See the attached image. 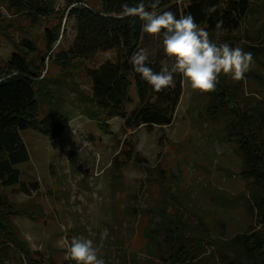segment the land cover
I'll list each match as a JSON object with an SVG mask.
<instances>
[{
  "label": "trees",
  "instance_id": "obj_1",
  "mask_svg": "<svg viewBox=\"0 0 264 264\" xmlns=\"http://www.w3.org/2000/svg\"><path fill=\"white\" fill-rule=\"evenodd\" d=\"M88 1L67 0L66 9L55 11L53 0H0V7L12 17L9 21L0 17V40L14 49L7 59H0V264H68L30 249L14 217L35 216L27 212L26 206L10 202L1 193L16 185L26 196L38 189L37 183L29 184V188L19 184L17 167L28 161L20 132L32 130L51 140L61 138L70 122L71 95L79 115L105 133L112 119H120L121 129L126 132L139 127H166L174 119L182 95L180 78L173 86L155 92L129 62L142 38L143 22L138 17L116 18L123 4L134 7L140 0H97L96 9ZM184 1L186 5L181 6ZM144 2L147 7L149 0ZM213 6L216 11L209 14L207 10ZM258 6L264 8V0H160L156 9L148 10H170L177 18L191 14L210 35L223 32V41L230 45L232 34ZM68 18H74L75 34L64 49L60 43L65 32L63 22ZM218 22H222L219 28ZM39 26L42 48L30 32ZM16 31L19 38L13 35ZM243 50L264 65L260 61L264 49L243 45ZM109 51L116 54L114 63L107 61L95 70L88 68L96 55ZM146 63L154 72L161 71V64ZM77 76L85 79L87 89ZM223 80L220 77L216 91L208 93L203 115L207 122L222 126L218 136L238 158L237 177L243 190L226 198V202L239 204L237 208L246 223L229 236L223 224L216 234L203 228L201 236H186L179 208L174 209L166 196L159 194L153 205L136 209L141 212L137 224L146 261L152 264H264V99L251 107L253 113L240 110L236 92L230 91ZM132 85L135 100L130 96ZM122 144L126 148L119 149L112 166L118 170L130 163L140 167L145 160L129 141ZM122 144L117 142V146ZM207 246L211 251L207 252Z\"/></svg>",
  "mask_w": 264,
  "mask_h": 264
},
{
  "label": "rangeland",
  "instance_id": "obj_2",
  "mask_svg": "<svg viewBox=\"0 0 264 264\" xmlns=\"http://www.w3.org/2000/svg\"><path fill=\"white\" fill-rule=\"evenodd\" d=\"M53 1L55 11L66 9L67 0ZM88 5L96 9L98 1L90 0ZM184 5L186 1L181 3ZM0 17L6 21L12 18L3 7ZM63 24L60 47L65 49L75 34L74 18ZM41 29H30L39 48L43 47ZM17 34L13 33L19 38ZM223 37L221 31L210 35L217 44L224 43ZM243 45L264 49V8L258 6L232 34L230 46L243 49ZM141 48L148 50L147 62L162 66L167 63L169 67L174 63L164 53L162 37L143 32L135 52ZM13 51L12 45L0 40V59H7ZM115 58L114 51L99 53L88 68L95 70L104 62L114 63ZM260 61L264 62V58ZM249 71L240 81L220 76L230 91L236 92L239 109L247 112L258 99H264V82L257 77L264 79V65L254 61ZM173 76L174 80L180 78L182 95L169 126L139 127L126 132L121 129L120 119H112L107 122L109 132L105 133L96 123L79 115L71 95L70 122L61 138L51 140L32 130L20 132L28 161L17 167L19 184L29 188V184L37 183L38 189L26 196L16 185L1 193L10 202L26 206L27 212L35 216L14 217L31 250L57 262L75 264L65 258V241L79 237L93 240L105 264H152L146 261L137 224L141 212L136 209L153 205L159 194H164L174 209L179 208L186 236H201L203 228L216 234L220 224L225 226L226 236L244 227L246 220L237 208L239 204L226 202V198L243 190L237 177L239 161L232 147L218 136L222 126L207 122L203 115L209 95L193 91L181 74ZM77 79L87 89L85 79ZM130 96L135 100L133 85ZM124 141H129L145 160L140 167L130 163L118 170L112 166V158L122 146L126 148ZM117 142L122 145L117 146ZM206 250L211 251L209 246Z\"/></svg>",
  "mask_w": 264,
  "mask_h": 264
},
{
  "label": "clouds",
  "instance_id": "obj_3",
  "mask_svg": "<svg viewBox=\"0 0 264 264\" xmlns=\"http://www.w3.org/2000/svg\"><path fill=\"white\" fill-rule=\"evenodd\" d=\"M160 0H149L146 7L144 0L137 6L131 7L123 4L116 18L138 17L142 23V31L153 37L162 35L163 50L165 55L174 60L169 67L165 63L160 72H154L147 65L148 50L139 49L131 58L130 63L134 71L152 86L155 92H161L174 84V73L181 74L193 91L201 94L216 91L219 77H230L233 81H240L254 63L251 52H246L240 47H232L228 43H215L210 34L200 27L191 14L177 18V15L165 10L160 13L149 11L156 9ZM209 14L215 13L213 6ZM222 22L217 23V28ZM67 250L65 258L75 264H105L99 256V249L94 246L93 240L73 237L70 242L65 241Z\"/></svg>",
  "mask_w": 264,
  "mask_h": 264
}]
</instances>
